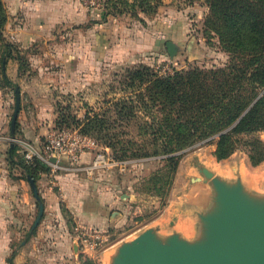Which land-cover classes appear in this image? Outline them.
<instances>
[{
	"label": "rangeland",
	"instance_id": "rangeland-1",
	"mask_svg": "<svg viewBox=\"0 0 264 264\" xmlns=\"http://www.w3.org/2000/svg\"><path fill=\"white\" fill-rule=\"evenodd\" d=\"M74 2L82 11H87V20L83 24L80 21L72 23L62 32L64 36L57 32L54 36L39 39L29 48L12 44L16 41L10 37L0 41V92L8 95L10 101L6 121L8 134L11 133L16 103L15 87L19 86L21 94L37 95L42 101L40 106L50 107L55 112L42 145L57 132L72 130L88 147L93 159L85 168H81V163L65 161L86 177L90 176L85 169L92 165L98 154L110 160L108 166L90 177L98 179L97 188L104 196L102 214L98 213L97 218L95 213L76 216L61 204L62 219L55 222V232L62 227L66 233L75 236L74 262L117 264L121 249L133 245L146 233H151L154 240L163 245H170L177 238L188 247H208L213 238L210 219L222 217L224 213L219 185L238 190L243 199L264 213V161L257 164L250 159H264V129L236 135V151L223 160L216 156L219 134L167 152L164 139L153 140L154 136L146 132L145 121L150 122L152 112L139 96L145 93L148 83L133 80L136 71L145 74L144 68H149L158 76H168L193 69L224 68L231 61L220 37L207 24L208 2ZM75 8L72 6L71 10ZM6 15V8L2 5V26ZM81 29L87 31L89 37L87 71L80 69V51L85 48ZM162 29L168 34L167 40L158 45L156 32ZM150 32L151 48L148 47ZM181 32L183 39L180 38ZM100 37L103 39L99 42L97 38ZM113 38L114 44L118 45L112 47ZM6 43L16 50L15 61H7V66L12 63V66L17 64L19 67L13 86H8L4 80L2 56L9 51ZM168 43L174 45V55ZM97 46L103 47V65L91 69V63L96 62ZM123 111L136 117L123 118L124 115H120ZM87 112L92 117L99 115L90 127L73 118L84 120ZM61 114L67 117L66 125L72 126L58 127ZM158 116H163L159 110ZM34 117L38 118L37 112ZM37 120L51 122L45 118ZM160 124V129L164 130V125ZM83 129H88L89 133H83ZM165 130L171 133L174 128ZM173 136L178 137L174 133ZM254 141H259L260 145L254 147ZM205 170L213 176L209 177ZM93 209L99 210V206L94 205Z\"/></svg>",
	"mask_w": 264,
	"mask_h": 264
},
{
	"label": "crops",
	"instance_id": "crops-1",
	"mask_svg": "<svg viewBox=\"0 0 264 264\" xmlns=\"http://www.w3.org/2000/svg\"><path fill=\"white\" fill-rule=\"evenodd\" d=\"M74 1L2 0L7 15L1 34L5 35L4 38H12L16 41L13 44L23 48H29L39 39L54 36L57 32L62 34L72 23L78 21L84 23L87 20V11H82L80 5ZM72 6L76 7L74 11L71 10ZM75 14H79L78 17H75ZM163 29L156 32L158 45L165 44L167 40L168 34ZM80 34L85 47L80 51V69L87 71L89 65L86 45L89 37L88 32L82 29ZM183 37L181 32L180 38L183 39ZM97 39L100 42L103 38ZM148 40V47L151 48V32ZM114 43L113 38L110 46L118 45ZM95 54L96 62L91 63V69H98L103 65V47L97 46ZM114 54H117V51ZM9 61L15 60L11 58ZM7 63L4 64L3 73L14 82L18 76L19 67L17 64L12 66V63L7 66ZM86 74L87 72L84 74V81ZM21 96L22 105L15 142L17 152L14 157H11V133L8 134L6 129L10 101L7 99L8 95L5 96L0 92V264H9L8 261L13 254H15L14 264H77L74 262L76 261L75 236L69 232L66 233L62 227L58 228L59 232H55L57 230L54 226L55 222L62 219L61 204H64L76 216L95 213L96 217L98 213L103 212L104 196L97 188L96 177H86L76 167L73 165L71 167L67 161L62 160L61 170L54 172L51 169L49 173L39 175L36 180L45 206V217L38 230L31 233L39 213V205L23 167L25 154L30 150L42 152V141L49 133L55 112L50 107L40 106L39 103L42 101L33 93L25 96L23 92ZM36 112L38 118L51 119V122H40L34 117ZM24 113L27 115L23 118ZM89 152L86 151L82 155L81 168L91 164L93 157ZM78 168L80 169V165ZM94 205L99 206V210L93 209Z\"/></svg>",
	"mask_w": 264,
	"mask_h": 264
},
{
	"label": "trees",
	"instance_id": "trees-1",
	"mask_svg": "<svg viewBox=\"0 0 264 264\" xmlns=\"http://www.w3.org/2000/svg\"><path fill=\"white\" fill-rule=\"evenodd\" d=\"M206 1L210 6L207 24L230 53V63L224 68L193 69L168 76H158L151 69L144 68L145 74L136 71L132 78L148 83L147 90L139 97L152 112L150 122L145 121V124L146 132L154 136L153 140L164 139V149L173 152L219 134L216 156L223 160L236 151V135L264 129V0ZM2 5L0 0V7ZM5 20L6 16L4 24ZM3 26L0 25L1 42L5 41L1 34ZM12 46L6 43L9 51L2 56L3 64L15 56ZM4 80L8 86H13L5 74ZM130 104L134 106L133 102ZM158 110L163 113L161 118ZM120 115L128 119L136 117L124 114V111ZM66 118L62 114L59 116L58 127L72 126L66 125ZM73 118L90 127L99 115L92 117L87 112L84 120ZM160 123L167 130L173 127L174 131L168 133L160 129ZM82 132L88 134L89 130L83 129ZM259 145V141L253 142L254 147ZM16 152L15 146L10 151L11 157ZM250 159L257 164L264 161L262 158ZM23 167L28 177L35 181L39 175L51 171L48 164L37 158L31 165L24 161ZM14 256L9 259V264H14Z\"/></svg>",
	"mask_w": 264,
	"mask_h": 264
},
{
	"label": "water",
	"instance_id": "water-1",
	"mask_svg": "<svg viewBox=\"0 0 264 264\" xmlns=\"http://www.w3.org/2000/svg\"><path fill=\"white\" fill-rule=\"evenodd\" d=\"M172 55L176 49L168 43ZM16 103L11 121V145L15 147L17 123L22 105L21 89L15 87ZM55 162L56 159H53ZM205 173L212 177L208 170ZM39 213L33 233L41 224L45 206L36 181L29 177ZM224 205L222 217L210 219L213 238L208 247H188L174 238L170 245L157 243L151 233H146L133 245L121 249L117 264H264V213L243 199L238 190L218 186Z\"/></svg>",
	"mask_w": 264,
	"mask_h": 264
},
{
	"label": "built area",
	"instance_id": "built-area-1",
	"mask_svg": "<svg viewBox=\"0 0 264 264\" xmlns=\"http://www.w3.org/2000/svg\"><path fill=\"white\" fill-rule=\"evenodd\" d=\"M72 130L59 131L52 135L43 145L41 153L36 151H28L25 154V161L31 165L34 160L40 159L42 162L48 164L51 169L55 171L62 169L60 165L62 160L68 159L73 163H80L82 155L88 150ZM53 159H56L54 162ZM110 160H105L102 154H98L92 165L86 168L88 176L94 177L96 171L104 166L109 165Z\"/></svg>",
	"mask_w": 264,
	"mask_h": 264
}]
</instances>
